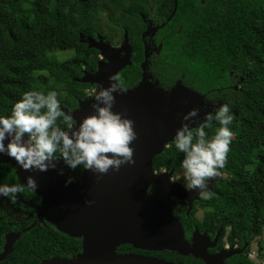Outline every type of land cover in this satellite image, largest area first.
I'll return each mask as SVG.
<instances>
[{"label":"trees","instance_id":"trees-1","mask_svg":"<svg viewBox=\"0 0 264 264\" xmlns=\"http://www.w3.org/2000/svg\"><path fill=\"white\" fill-rule=\"evenodd\" d=\"M105 11H109L111 34L101 25ZM143 16L159 27L154 38L159 50L148 60L154 80L164 89L181 81L204 102L205 96L210 97V107L229 103L235 116L230 125L235 135L222 170L226 177L216 183L209 198L195 203L190 224L186 223L188 207L184 208L185 237H191L196 227L212 236L220 231L231 246L250 244L264 232V0H0V115H10L21 93L32 88L56 90L61 106L76 109L92 85L75 79L82 78L84 69L95 71L99 57L81 35L94 39L101 35L113 45L114 36L122 42L127 30L135 56L132 66L119 76L124 87L136 86L143 74ZM57 52H73V56L59 61ZM57 123L64 126L62 118ZM216 127L213 121L206 132L211 135ZM182 159L183 154L169 144L154 159L153 169L157 173L174 170L176 175ZM58 161L67 178H78L84 171ZM19 181L11 165H0V183ZM22 197L41 199L28 190ZM199 210L202 219L196 217ZM8 214L0 198V249L4 235L12 230ZM37 217L24 222L10 264L70 259L81 252V239ZM134 251L175 264H205L168 250L148 252L131 245L117 249L122 254ZM231 263L257 264L243 255L234 256Z\"/></svg>","mask_w":264,"mask_h":264},{"label":"water","instance_id":"water-1","mask_svg":"<svg viewBox=\"0 0 264 264\" xmlns=\"http://www.w3.org/2000/svg\"><path fill=\"white\" fill-rule=\"evenodd\" d=\"M145 20V17H142ZM149 23L144 36H155L159 27L152 29ZM82 42L89 48L98 50L103 60L98 61L94 74L85 72L76 82L108 86L109 74H118L132 65V47L128 31L125 30L121 52L105 41L101 35L97 39L84 38ZM148 53L142 64V80L127 93L115 94L113 111L123 113L135 124L137 139L132 143L135 164H125L118 171L110 169L106 174L84 170L80 177L69 183L63 164L56 160V167L46 172L21 169L14 158L0 154V165H11L21 183L33 176L39 187L35 194L41 198L38 219L53 225L71 238L81 239V252L70 259L52 258L40 264H175L156 257L136 253L122 254L117 249L131 245L136 250L148 252L172 251L182 256H193L205 264H224L225 260L242 251H223L212 255L209 248L214 247L217 238L201 235L196 228L191 242L185 239L181 222L174 216V198L185 201L190 213L201 198L197 191L189 193L182 184L170 182L174 170L157 173L153 169L154 159L161 155L173 139L175 131L181 126L182 117L193 108H200L196 121L203 118L205 102L202 96L181 81L172 88L164 89L158 81L148 74ZM93 98L79 101L74 110L62 106L71 115L74 124L92 114L90 104ZM207 108V111H211ZM197 126V123H192ZM221 181L214 178L209 182L211 191L214 184ZM85 201H92L86 204ZM35 226V224L33 225ZM21 234L7 236L0 261L13 252V247Z\"/></svg>","mask_w":264,"mask_h":264},{"label":"clouds","instance_id":"clouds-1","mask_svg":"<svg viewBox=\"0 0 264 264\" xmlns=\"http://www.w3.org/2000/svg\"><path fill=\"white\" fill-rule=\"evenodd\" d=\"M107 80V87L100 84L87 92L93 97L92 114L76 124L62 109L56 90L45 92L32 88L22 92L13 103L10 115H0V154L14 158L23 170L39 172L54 169V161L60 159L73 170L82 168L99 174H106L110 169L118 171L125 164L134 165L131 145L137 139L135 122L113 111L115 94L127 93V89L118 74H109ZM204 98L206 102L210 99ZM200 113V108H193L184 114L181 126L170 141L183 154V159L182 173L169 179L176 183L182 177L186 191L196 190L200 198L207 199L211 193L209 182L223 174L235 135L230 127L235 116L229 103L213 105L197 122ZM58 118H62L64 126L57 123ZM213 121L217 127L209 135L206 129ZM71 180L69 177L68 182ZM38 187L33 176H28L26 183H0V197L15 203L18 193L36 192Z\"/></svg>","mask_w":264,"mask_h":264},{"label":"flooded vegetation","instance_id":"flooded-vegetation-1","mask_svg":"<svg viewBox=\"0 0 264 264\" xmlns=\"http://www.w3.org/2000/svg\"><path fill=\"white\" fill-rule=\"evenodd\" d=\"M151 21H148L146 18L144 20V23L146 24V29L145 31L147 30V26H149V23ZM152 23V22H151ZM152 29L155 28V26L153 25L152 23ZM144 31V32H145ZM144 32L142 33V43H143V49H144V61H145V55H146V52L148 53V56L150 58V55L151 53L154 54L156 53L158 50H159V47H157L156 43L154 42V38L156 36H152V32L150 31V35L149 36H144L143 37V34ZM97 37V35H96ZM95 37V38H96ZM106 41V39H105ZM107 43H109L108 41H106ZM111 44V43H109ZM112 45V44H111ZM131 45V44H130ZM113 47H117L116 44H113L112 45ZM132 47V57H131V61L133 59V57L135 56V48L131 45ZM148 58V60H149ZM99 60H103V58L101 57V54L99 52V57H98V60H97V69L95 71H88L87 69H84L83 70V76H84V73L85 72H88V73H91V74H94L95 72H97L98 70V61ZM143 61V62H144ZM142 62V63H143ZM142 63H141V67H142ZM132 66V65H131ZM129 66V67H131ZM127 67V68H129ZM126 69V68H125ZM123 71V70H122ZM147 72L149 74V71H148V68H147ZM120 74V72L118 73V75ZM143 75V74H142ZM142 75H141V79L142 80ZM150 75V74H149ZM82 76V77H83ZM152 77V76H151ZM152 80L153 81H156L154 80V78L152 77ZM139 84V82L137 83V85ZM160 84V83H159ZM136 85V86H137ZM93 87H97L96 85H93L91 87V89ZM135 86H132V87H125L126 89H130V88H134ZM87 98H93L92 96H87ZM211 108L210 105L205 102V107H203L202 109V112H205L207 111V108ZM161 173H167L166 170H163ZM179 173V172H178ZM178 173L176 175H178ZM20 183V181L18 182ZM177 183H179L177 181ZM218 183V182H217ZM181 184V183H180ZM183 185V184H182ZM216 185V183L214 184V186ZM2 198L3 202L6 204L8 210H9V223L10 225L12 226V230L7 232L3 239H4V245L2 246V248L0 249V255L4 252V248H5V245H6V240H7V236H9L10 234H18V233H21L22 231V227L24 225V222H27L28 220H33L35 221L36 217H37V210L38 208L41 206V199L39 201H36L35 199L33 198H27V199H24L22 197V193H18L17 194V199L15 201V203L11 202L8 198H4V197H0ZM202 199V198H201ZM173 201L175 202V207H174V216L181 222L182 221V217H183V212H184V208L187 206L188 207V204L187 202L185 201H180L176 198L173 199ZM195 206V205H194ZM198 213V212H197ZM189 214L190 213H187V216H188V220L186 223H189L192 222L190 219H189ZM196 217H197V214H196ZM198 218V217H197ZM39 221L42 222L43 220L41 218H39ZM44 222V221H43ZM46 224V223H44ZM195 230H196V227H195ZM199 230V229H198ZM195 232V231H194ZM193 232V234H194ZM200 232V231H199ZM193 234L191 237L189 238H186L185 239H190V242H191V239L193 237ZM201 235H205L210 239V243L213 244V242L215 241V239L217 238V242L216 244L214 245V247L212 248H209V253L212 254V255H217V254H220L221 252L223 251H242L240 254H235L234 256H237V255H243V258H247L249 257V252H250V249L252 248V245H253V242H251L250 244L249 243H245V245L242 247L240 245H236V246H231L228 242H227V238L226 237H222L221 236V232L218 231L217 235L216 236H212L211 234H208L207 231H204V232H200ZM221 240L222 242H226L225 243V246L222 247L221 246ZM17 242V241H16ZM16 244V243H15ZM14 244V245H15ZM13 253V252H12ZM11 253V254H12ZM133 253H137V254H140L136 251H134ZM11 254L9 256L6 257V259L4 260H1L0 261V264H10L9 263V258L11 256ZM232 256L231 258H228L225 260L224 264H232L231 263V259L234 257ZM250 259V257H249ZM252 260V259H250ZM239 264H244V263H239Z\"/></svg>","mask_w":264,"mask_h":264},{"label":"rangeland","instance_id":"rangeland-1","mask_svg":"<svg viewBox=\"0 0 264 264\" xmlns=\"http://www.w3.org/2000/svg\"><path fill=\"white\" fill-rule=\"evenodd\" d=\"M108 14H109V11H105L102 15L103 17V21L101 23L103 29L105 30V32L107 34H111L110 30L107 28V21H108ZM114 42L115 44L117 45V47L114 46L115 49L119 50V52H121V44L122 42L120 41V37L116 34L114 36ZM121 54L124 56L125 54L123 52H121ZM56 56L58 58L59 61H62V60H66V59H69L73 56V52H57L56 53ZM90 90V89H89ZM88 90V91H89ZM87 91V92H88ZM182 173V170L179 171L178 175H180ZM226 176L223 175L220 177V179L222 180L223 178H225ZM179 183L183 184V179L181 177V179L178 181ZM177 183V182H176ZM211 193H214V191H211ZM210 193V195H211ZM197 217L198 219H202L203 217V210H199L198 213H197ZM261 244H264V232H263V235L261 238H258L256 239L254 242H253V245H252V248L249 252V257L250 259H252L253 261H255L257 264H264V248L262 249L261 248Z\"/></svg>","mask_w":264,"mask_h":264}]
</instances>
